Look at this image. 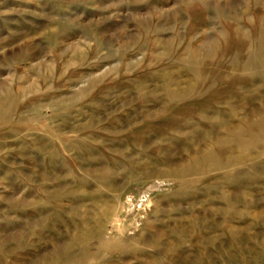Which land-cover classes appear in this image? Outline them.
Listing matches in <instances>:
<instances>
[{
    "label": "rangeland",
    "instance_id": "374dc122",
    "mask_svg": "<svg viewBox=\"0 0 264 264\" xmlns=\"http://www.w3.org/2000/svg\"><path fill=\"white\" fill-rule=\"evenodd\" d=\"M0 264H264V0H0Z\"/></svg>",
    "mask_w": 264,
    "mask_h": 264
}]
</instances>
